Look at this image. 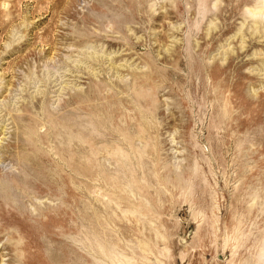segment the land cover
Returning <instances> with one entry per match:
<instances>
[{
	"label": "rangeland",
	"instance_id": "rangeland-1",
	"mask_svg": "<svg viewBox=\"0 0 264 264\" xmlns=\"http://www.w3.org/2000/svg\"><path fill=\"white\" fill-rule=\"evenodd\" d=\"M0 264H264V0H0Z\"/></svg>",
	"mask_w": 264,
	"mask_h": 264
}]
</instances>
